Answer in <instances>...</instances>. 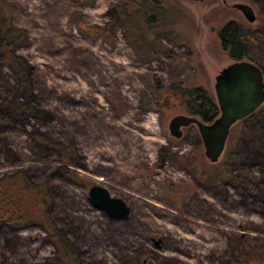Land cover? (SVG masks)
<instances>
[{
    "label": "rangeland",
    "instance_id": "374dc122",
    "mask_svg": "<svg viewBox=\"0 0 264 264\" xmlns=\"http://www.w3.org/2000/svg\"><path fill=\"white\" fill-rule=\"evenodd\" d=\"M1 1L27 36L15 48L27 82L0 67V177L20 172L46 188L48 217L75 264H264V103L229 128L213 164L194 126L179 139L168 134L171 117L191 115L145 109L160 92L178 100L180 84L213 96L214 77L233 62L219 48L218 29L235 21L263 32L264 0H157L164 15L150 30L137 18L146 36L140 47H152L155 34L168 36L154 58L124 38L110 10L119 0ZM237 3L251 8L252 23L231 7ZM80 22L107 24L108 34L113 22L111 40L79 32ZM245 61L264 77V35L246 48ZM68 147L71 166L58 164ZM230 154V176L214 181ZM93 185L128 206L127 220L89 206ZM0 255V264H58L34 224H0Z\"/></svg>",
    "mask_w": 264,
    "mask_h": 264
},
{
    "label": "trees",
    "instance_id": "16d2710c",
    "mask_svg": "<svg viewBox=\"0 0 264 264\" xmlns=\"http://www.w3.org/2000/svg\"><path fill=\"white\" fill-rule=\"evenodd\" d=\"M80 4H86L87 0H76ZM115 13L117 26L123 31V36L128 40L131 46L139 53L144 52V56H154V52L162 53L161 40L168 39L165 34H155L152 39V47H140L137 44L140 40L146 39L144 34L140 31L141 22L137 18L141 16L144 26L147 29L153 25L154 18H159L164 15L160 3L157 0H119L116 4L111 6ZM140 15V16H139ZM261 18V28L263 32L258 29H252L235 21L225 22L217 31L216 37L219 48L222 54L231 61L246 60V48L254 44L257 39L264 35V15H259ZM108 32L107 24L102 28L97 26L85 27L81 22L77 24L79 32L89 34V31L95 33V36L101 35L105 40H111L112 27ZM141 25V26H139ZM137 35V39L134 38ZM106 35L107 38L105 37ZM136 40V41H135ZM27 36L23 29L14 26L11 23L9 6L0 0V67L8 68L16 76L20 84H26L25 77V63L15 54V48L20 44L26 43ZM262 86L264 89L263 71ZM180 98L175 100L168 93L159 94V99L156 105H145V109L151 108L160 110L162 112H169L173 107L181 108L184 112L195 117L202 123H210L218 116V109L214 98L204 88L198 85H179L177 89ZM5 103V100H3ZM5 120V119H4ZM40 142L56 148L58 144L53 143L48 139L36 136ZM229 161L218 165L216 172L212 175L214 181L221 182L230 176L229 167H225L230 161L234 159L231 155ZM72 158V149L68 147L60 154L58 164L71 166L70 159ZM190 165H194L191 163ZM189 165V166H190ZM197 174H201L200 168H197ZM195 177V176H194ZM71 181L77 182L75 176ZM197 178V175H196ZM207 175L201 174L199 181H206ZM198 179V178H197ZM80 183V181H79ZM81 184V183H80ZM49 196L46 188L42 184L30 182L25 176L16 172L11 175L0 177V224L9 228H22L28 224L38 226L47 236L51 245L56 252V260L58 264H75L74 254H72L65 246L62 240L57 236L56 229L51 224L47 214V205ZM0 262H4L1 257ZM3 264V263H1ZM5 264V263H4Z\"/></svg>",
    "mask_w": 264,
    "mask_h": 264
},
{
    "label": "water",
    "instance_id": "95a60500",
    "mask_svg": "<svg viewBox=\"0 0 264 264\" xmlns=\"http://www.w3.org/2000/svg\"><path fill=\"white\" fill-rule=\"evenodd\" d=\"M231 7L237 10L247 23L254 21L249 6L237 3ZM212 89L218 109V116L212 122L205 124L193 116L175 115L167 123L168 134L174 139L181 137V129L194 126L203 149V156L211 164L216 163L220 157L229 128L264 103L261 70L249 61H233L214 77ZM86 200L91 208L102 212L111 220L125 221L129 216L128 206L121 199L110 197L100 186L89 187Z\"/></svg>",
    "mask_w": 264,
    "mask_h": 264
}]
</instances>
